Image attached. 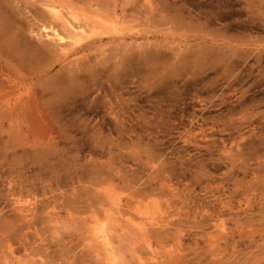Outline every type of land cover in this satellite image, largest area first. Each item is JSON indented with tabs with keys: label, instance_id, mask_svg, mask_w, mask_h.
Returning a JSON list of instances; mask_svg holds the SVG:
<instances>
[{
	"label": "rangeland",
	"instance_id": "374dc122",
	"mask_svg": "<svg viewBox=\"0 0 264 264\" xmlns=\"http://www.w3.org/2000/svg\"><path fill=\"white\" fill-rule=\"evenodd\" d=\"M94 223L118 264H264V0H0V264H106Z\"/></svg>",
	"mask_w": 264,
	"mask_h": 264
},
{
	"label": "bare ground",
	"instance_id": "6f19581e",
	"mask_svg": "<svg viewBox=\"0 0 264 264\" xmlns=\"http://www.w3.org/2000/svg\"><path fill=\"white\" fill-rule=\"evenodd\" d=\"M52 7H50V10H51V12H52V14L57 18V20L58 19H61V17H63L62 16V12H61V10L59 9V8H57L56 6H53V5H51ZM54 18V17H53ZM56 18H55V20H56ZM64 19V18H63ZM77 20V19H76ZM65 21V20H64ZM64 21H62V22H64ZM75 22V21H74ZM70 23V22H69ZM87 23H89V22H87ZM81 24V23H80ZM67 25H68V27H69V35L66 37L65 35V37L64 36H61L60 34L61 33H59L58 31L56 32V31H53V38L54 39H56L58 42H60L61 44L62 43H65L66 44V41H70V43H72V46L73 45H75V44H78L82 39H83V37L86 35V33L87 32H89V31H87L86 30V27L85 26H81V25H79L78 23L75 25L74 23L73 24H68L67 23ZM67 25H65V26H67ZM51 29V28H50ZM66 31V30H65ZM64 31V32H65ZM67 34V33H66ZM88 34V33H87ZM63 35V34H62ZM88 35H90V34H88ZM50 39V38H49ZM52 40V39H51ZM2 42V41H1ZM4 42V41H3ZM15 41H13V43H14ZM23 42V41H22ZM19 43V42H18ZM3 44V43H2ZM65 44H63V45H65ZM69 43H67V45H68ZM17 45V44H16ZM18 45H20V44H18ZM6 46V45H5ZM10 46V45H9ZM69 46V45H68ZM22 47V46H21ZM70 47V46H69ZM21 50H22V48H21ZM25 50V49H24ZM42 51V50H41ZM40 53V52H39ZM29 54H30V52H29ZM17 55V54H16ZM20 57V56H19ZM22 58H24V57H22ZM24 60H25V58H24ZM116 202V201H115ZM117 202H119L120 203V201H117ZM18 203L21 205L22 204V201L21 200H19L18 201ZM114 203V202H113ZM112 203V205H117V208H118V204L119 203H114L113 204ZM25 206H23V208H24ZM21 209H22V206H21ZM23 210V209H22ZM21 211V210H20ZM26 211H29V210H24V214H26L25 212ZM30 212V211H29ZM117 212H118V210H117ZM20 214H22V215H24L23 213H21V212H19ZM28 213V212H27ZM110 213V212H109ZM118 213H120V212H118ZM138 214V213H137ZM27 215V214H26ZM110 215V214H109ZM108 215V216H109ZM113 215V214H112ZM111 215V216H112ZM119 215V214H118ZM138 215H140V213L138 214ZM146 215V214H145ZM25 216V215H24ZM106 216V215H105ZM115 216V215H114ZM156 216V215H155ZM219 216V215H218ZM20 217V216H19ZM149 217V216H148ZM27 218V217H26ZM109 219H110V217H108ZM113 218V217H112ZM115 218V217H114ZM113 218V219H114ZM118 218H119V216H118ZM139 218V217H138ZM143 217H140V219H142ZM144 218H146V217H144ZM143 218V219H144ZM153 218V217H152ZM152 218H151V220H146V222H150L149 223V225L148 226H150L151 224L153 225V223L155 224V222H152L151 223V221H153L152 220ZM216 218H217V216H216ZM108 219V220H109ZM131 219V218H130ZM135 220V219H134ZM218 220V219H217ZM111 221V220H110ZM139 221V220H138ZM143 221V220H142ZM141 220H140V223L142 222ZM25 222H27L26 220H25ZM145 222V221H144ZM96 223V222H95ZM94 223V224H95ZM111 223V222H110ZM116 223H118V222H116ZM127 224H129L132 228H134V231L135 232H137V231H139L140 233L143 231V229L145 228H143V226H141L140 225V223L139 224H136V223H134V222H132V219H131V221H129L128 220V222H126ZM103 224V223H102ZM107 224H109V223H107ZM122 224V223H121ZM126 224V225H127ZM142 224V223H141ZM96 225V224H95ZM118 225H119V223L117 224V225H115L114 226V232L115 233H118V234H120L119 232H121L122 231V235H123V229H125L124 227H122L123 229L121 230V227L119 226V228H118ZM125 225V226H126ZM142 225H144V223L142 224ZM147 225V224H146ZM217 225V224H216ZM154 226V225H153ZM152 226V227H153ZM215 226V225H214ZM220 226V225H219ZM219 226L217 227V228H219ZM94 227V226H93ZM128 227V226H127ZM92 228V227H91ZM109 229L111 228V227H108ZM108 228H107V226L104 224V225H96L94 228H92V231H91V233H92V236H93V238H94V241H96V243L99 245V247L101 248V250H102V253H103V257H104V260H105V262H106V264H118L117 262H116V255H115V253L113 252L114 251V249H113V247H112V241H113V239L111 240V238H114V234L113 235H111V232L108 230ZM129 228V227H128ZM146 229V228H145ZM148 229V228H147ZM221 229V228H220ZM111 231H112V228H111ZM223 231V230H222ZM113 232V233H114ZM139 232H137L138 234H140ZM217 232H219V231H217ZM221 232V231H220ZM219 232V233H220ZM126 233V232H125ZM124 233V234H125ZM146 233V232H145ZM141 235V234H140ZM139 235V236H140ZM113 236V237H112ZM143 236V233H142V235H141V237ZM116 237V236H115ZM121 237V236H120ZM147 238V237H146ZM146 243H147V241H146ZM150 245V244H149ZM150 248H151V246H150ZM148 249H149V247H148ZM152 250V249H151ZM153 252V251H152ZM151 253V252H150ZM153 255V254H152ZM151 254H150V256H152ZM140 258V257H139ZM155 259L156 258V255H155V257H152L151 259H150V261L152 260V259ZM157 260V259H156ZM17 262V261H16ZM19 262V261H18ZM17 262V263H18ZM153 262H155V260L153 261ZM152 262V263H153ZM14 263V262H13ZM142 264V263H141Z\"/></svg>",
	"mask_w": 264,
	"mask_h": 264
}]
</instances>
